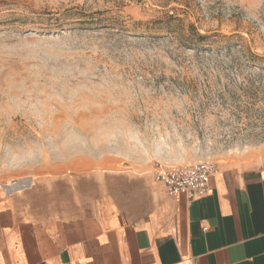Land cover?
<instances>
[{
    "label": "rangeland",
    "instance_id": "374dc122",
    "mask_svg": "<svg viewBox=\"0 0 264 264\" xmlns=\"http://www.w3.org/2000/svg\"><path fill=\"white\" fill-rule=\"evenodd\" d=\"M189 25L264 57V0H0V187L261 157L264 73L183 47Z\"/></svg>",
    "mask_w": 264,
    "mask_h": 264
},
{
    "label": "crops",
    "instance_id": "0c3cea01",
    "mask_svg": "<svg viewBox=\"0 0 264 264\" xmlns=\"http://www.w3.org/2000/svg\"><path fill=\"white\" fill-rule=\"evenodd\" d=\"M110 162L0 187V264H264V153L203 197Z\"/></svg>",
    "mask_w": 264,
    "mask_h": 264
},
{
    "label": "built area",
    "instance_id": "2783aa9c",
    "mask_svg": "<svg viewBox=\"0 0 264 264\" xmlns=\"http://www.w3.org/2000/svg\"><path fill=\"white\" fill-rule=\"evenodd\" d=\"M216 172L217 165L211 162L165 166L155 170L154 181L163 186L167 195H184L192 201L207 193V182Z\"/></svg>",
    "mask_w": 264,
    "mask_h": 264
},
{
    "label": "trees",
    "instance_id": "16d2710c",
    "mask_svg": "<svg viewBox=\"0 0 264 264\" xmlns=\"http://www.w3.org/2000/svg\"><path fill=\"white\" fill-rule=\"evenodd\" d=\"M173 21L181 23L180 19L168 16L166 24L168 25ZM220 39H223L224 42L220 43ZM231 39V37L227 38L226 36L218 34H200L192 25L188 26V33L186 35H179L180 44L192 50L197 55L221 53L220 51L222 49L227 55H230L232 48L237 47V56L231 59V63L233 65L241 64L251 70H261V74H263L264 70H262V67H264V57L253 54L248 50L241 49V44L231 43Z\"/></svg>",
    "mask_w": 264,
    "mask_h": 264
}]
</instances>
